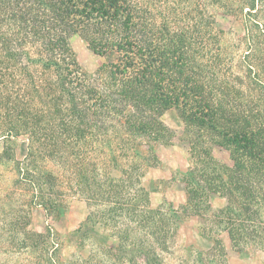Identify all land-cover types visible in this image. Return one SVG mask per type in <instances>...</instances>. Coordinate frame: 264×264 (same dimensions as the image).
Listing matches in <instances>:
<instances>
[{
    "label": "trees",
    "instance_id": "16d2710c",
    "mask_svg": "<svg viewBox=\"0 0 264 264\" xmlns=\"http://www.w3.org/2000/svg\"><path fill=\"white\" fill-rule=\"evenodd\" d=\"M221 17L240 20L242 34L231 38ZM75 37L114 61L86 70ZM169 111L189 141L190 167L173 175L191 199L182 214L152 208L145 183L155 149L171 143ZM0 119L3 137L29 143L17 164L33 206L60 218L67 197L87 202L73 235L80 250L93 240L92 256L65 264H100V251L154 264L169 218L178 230L207 215L217 192L231 203L216 224L238 251L264 253V0H0ZM211 146L230 152L236 172ZM137 231L146 242L131 241Z\"/></svg>",
    "mask_w": 264,
    "mask_h": 264
},
{
    "label": "rangeland",
    "instance_id": "374dc122",
    "mask_svg": "<svg viewBox=\"0 0 264 264\" xmlns=\"http://www.w3.org/2000/svg\"><path fill=\"white\" fill-rule=\"evenodd\" d=\"M219 19L221 26L232 35L231 38L242 34L240 20L232 17ZM72 46L82 66L90 72L115 59V54L101 56L94 53L79 37L73 38ZM163 120L173 131V137L171 143L155 149L160 164L147 171L145 183L148 185L152 181V208L162 205L166 211L172 206L181 213L182 207L191 204V199L185 186L173 179V175L190 167L189 141L184 134V125L174 111H169ZM5 128L0 119V264H47V258L56 260V264H65L74 252H79L84 258L91 257L93 240L88 239L87 247L80 250L78 240L73 235L88 216L87 202L79 197H67L65 212L60 218H53L42 208L33 206L32 192L23 184L17 164L23 163L29 143L26 136L3 137ZM210 151L215 162L236 172V163L227 149L211 146ZM50 166L55 167L54 162L51 161ZM230 203L226 192L213 194L208 200L211 206L208 214L202 217L196 214H189L186 218L183 216L185 221L178 230H175V221L169 218L166 245L156 248L154 264H264L263 252L251 246L243 252L238 251L223 225L216 224L218 213ZM34 233L45 235L41 243L35 242L31 235ZM141 233L133 232L131 241L138 244L146 242L147 233ZM106 240L110 241L109 244L115 243L110 237ZM217 240L222 243L224 255H217ZM199 253H204L202 260ZM98 255L100 264L101 261L102 264H146L144 257H138L136 263L129 258L119 263L115 252H104L101 257L100 251Z\"/></svg>",
    "mask_w": 264,
    "mask_h": 264
}]
</instances>
